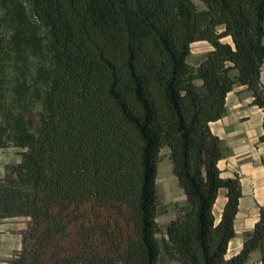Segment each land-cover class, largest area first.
I'll return each instance as SVG.
<instances>
[{
	"label": "trees",
	"instance_id": "1",
	"mask_svg": "<svg viewBox=\"0 0 264 264\" xmlns=\"http://www.w3.org/2000/svg\"><path fill=\"white\" fill-rule=\"evenodd\" d=\"M202 1L0 0V147L22 148L0 218L29 217L9 264H246L257 249L264 264V205L226 255L243 192L238 175L222 176L210 126L239 84L264 110V0ZM201 39L213 47L192 63ZM31 54L44 86L37 118ZM8 60L25 67L10 79ZM165 146L185 201L158 192Z\"/></svg>",
	"mask_w": 264,
	"mask_h": 264
},
{
	"label": "crops",
	"instance_id": "2",
	"mask_svg": "<svg viewBox=\"0 0 264 264\" xmlns=\"http://www.w3.org/2000/svg\"><path fill=\"white\" fill-rule=\"evenodd\" d=\"M225 38L230 39V36H226ZM193 43L203 45L195 53H193L192 49L189 57L192 63H198L204 53L213 46L205 39L196 40ZM235 72L236 69L233 70V73ZM261 80L264 84V64L261 72ZM253 97V92L247 84L235 86L227 94V110L225 114L210 122L212 131L221 139L222 156L218 161L221 174L224 177L238 175L241 180L243 192L239 201V210L235 218L236 234L229 241L226 253L227 257L232 256L240 250L244 241V232L253 229L259 217V207L264 205V140L260 139V135L264 130V110L261 106L252 102ZM21 150L19 158L13 162L21 159ZM5 173L6 171L4 175ZM226 192L227 188L221 187L215 202L217 221L221 218V212L227 199ZM183 194V197L175 198L172 201H185L186 194L184 190ZM169 213H173L175 216V211L170 210ZM14 217L17 216L4 217L0 218V220H6L7 222L3 223L6 226L9 225L8 220ZM3 229L7 231H4L6 236L2 240L7 241V243L9 242L5 248L11 247L10 250H12V253L16 249L21 248L24 230L22 232L19 231L16 236L13 234L14 232H11L12 230L9 226H0V230ZM14 239L17 240L14 242ZM13 242L16 244L13 245ZM246 264H262L260 250H254L249 262Z\"/></svg>",
	"mask_w": 264,
	"mask_h": 264
},
{
	"label": "rangeland",
	"instance_id": "3",
	"mask_svg": "<svg viewBox=\"0 0 264 264\" xmlns=\"http://www.w3.org/2000/svg\"><path fill=\"white\" fill-rule=\"evenodd\" d=\"M198 5L200 7L205 6V3L202 0H196ZM203 45H197L193 43L192 49L193 53L197 52L199 49L202 48ZM31 62H28L30 65L29 67L25 68L24 64L21 63L19 66H14L16 64L13 63V60L4 61V69L5 73L9 77H13L14 73H21V71L25 68V74H26V81L28 83V87L26 88V99L28 101L29 107L32 110L34 116L37 118L39 116V112L42 109V93H43V84L41 80H38L36 78L37 75V64H38V57L31 54L30 55ZM41 60V59H39ZM12 62V65H11ZM11 65V66H10ZM22 65V66H21ZM1 69L3 68L0 65ZM7 84H11V82H7ZM20 150L21 148L14 144H9L7 146L0 147V185L4 183V172L6 171V164L13 162L20 156ZM162 157L159 161L158 166V174H157V188L158 192L161 195L162 201L165 203H169L175 198H181L183 197V190L180 186L177 177L173 171V164L169 157V148L167 146L162 148ZM172 216H174L173 213H162L158 216V222L163 225L167 220H169ZM9 221V228L12 230L11 232H14L16 236L18 235L19 231H23L25 226L28 225L29 217L25 215H19L17 217L11 218ZM7 222L6 220H0V226L6 227L3 225V223ZM3 225V226H2ZM4 231H7L6 229L0 230V264H9V259L12 257L13 253L11 247L5 248L6 245H8L7 241H4L2 239H5L3 237L6 236V233ZM14 235V236H15ZM17 239H14V242ZM10 241H12L10 239ZM12 243L15 245L16 243ZM7 243V244H6Z\"/></svg>",
	"mask_w": 264,
	"mask_h": 264
}]
</instances>
